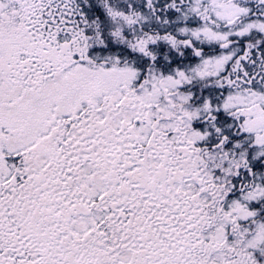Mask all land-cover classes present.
Returning <instances> with one entry per match:
<instances>
[{
	"label": "snow or ice",
	"instance_id": "obj_1",
	"mask_svg": "<svg viewBox=\"0 0 264 264\" xmlns=\"http://www.w3.org/2000/svg\"><path fill=\"white\" fill-rule=\"evenodd\" d=\"M0 264H264V0H0Z\"/></svg>",
	"mask_w": 264,
	"mask_h": 264
}]
</instances>
